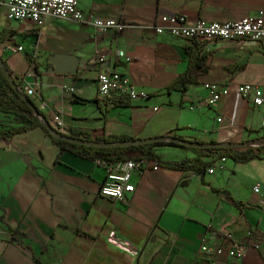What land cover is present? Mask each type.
Masks as SVG:
<instances>
[{"label": "crops", "instance_id": "crops-1", "mask_svg": "<svg viewBox=\"0 0 264 264\" xmlns=\"http://www.w3.org/2000/svg\"><path fill=\"white\" fill-rule=\"evenodd\" d=\"M77 4L85 15L129 27L119 33L100 31L52 16L38 27L12 22L0 8V30L17 31L10 40L26 47L22 53L8 52L7 64L27 88H34V104L41 108L46 103L41 109L62 132L134 139L175 134L223 144L264 137V109L235 92L238 85L247 84L264 90L261 45L243 39L198 41L207 56V71L181 94L166 89L186 71L193 40L152 29L161 15L185 16L190 22H235L264 8V0H77ZM36 44L46 53L38 61L39 74L29 60ZM55 53L78 57L77 73L49 72L47 59ZM102 54L113 71L128 76L138 90L149 94L148 99L100 105L96 56ZM205 83L222 84L230 91L208 107ZM19 124L17 117L0 113V130ZM10 143L0 140V264H264V198L251 190L264 184V154L245 163L226 158L223 168L211 174L207 169L197 174L160 168L133 175L134 193L112 201L99 195L104 170L92 160L61 151L44 129L14 135ZM166 150L180 156L160 157ZM156 152L161 160L195 157L191 150L181 152L175 146L157 147ZM24 154L31 156L30 164ZM210 232L232 233L245 249L244 257L238 261L204 257L198 250Z\"/></svg>", "mask_w": 264, "mask_h": 264}, {"label": "built area", "instance_id": "built-area-1", "mask_svg": "<svg viewBox=\"0 0 264 264\" xmlns=\"http://www.w3.org/2000/svg\"><path fill=\"white\" fill-rule=\"evenodd\" d=\"M6 9V16L12 22H32L34 26L42 27L48 17L70 19L71 0H0V8ZM81 22L89 24L100 31L114 30L119 33L129 27L126 24L116 22L114 19H100L93 14L85 15L80 10ZM156 34L168 33L185 40L200 41L205 39L223 40L226 42L243 39L257 42L264 49V8L259 9L254 15L241 18L235 22H210L197 20L190 22L185 16L161 15L158 23L152 27ZM26 47L22 44L6 39L2 42L4 53H22ZM40 48L36 44L32 47L29 56L38 63ZM116 56H120L117 53ZM99 69L96 71L97 100L102 106L128 100L129 102L140 99H148L149 94L138 90L128 76L113 71L108 66L105 54L96 56ZM207 91L205 104L214 106L222 97H226L229 88L222 84L205 83ZM26 92L32 96L34 88L26 87ZM242 99L249 100L256 108L264 109V90L252 85H238L236 91ZM46 103L41 105L42 109ZM157 109V107H155ZM264 124V113L262 114ZM55 124V123H54ZM60 128L59 125L55 124ZM226 158L221 156L214 159L213 164L206 170L211 174L217 169L223 168ZM105 172V179L99 187V195L112 201L126 200L134 193L135 185L132 182L133 175H143L147 171H155L161 167L154 160H123L110 164L106 161H95ZM252 192L264 198V184L257 183L251 188ZM232 233L210 232L203 237L198 252L207 259H220L228 261L241 260L245 255V249L232 237ZM219 240L222 244H220ZM228 245H224V242Z\"/></svg>", "mask_w": 264, "mask_h": 264}, {"label": "trees", "instance_id": "trees-1", "mask_svg": "<svg viewBox=\"0 0 264 264\" xmlns=\"http://www.w3.org/2000/svg\"><path fill=\"white\" fill-rule=\"evenodd\" d=\"M18 32L10 28L0 30V41L11 39ZM3 53L1 57L6 61ZM189 58L187 60V69L176 77L167 87V91H177L183 94L192 83H196L197 77L207 71L205 65V58L207 56L201 53V48L198 41L192 42L189 47ZM31 66L37 74L40 73L41 68L39 63H35L32 58L29 59ZM7 62V61H6ZM11 71V70H10ZM18 84L17 89L13 87L9 79L5 76L0 65V113L8 114L9 116L17 117L19 125L8 129L0 130V140H4L7 146H10V139L19 133L28 132L36 127L42 128L50 135L51 139L58 146L61 151H70L71 154L77 155L80 158L92 161H106L113 164L117 161L136 160L143 158L144 160H154L161 168L174 169V171L190 170L197 174H202L204 170L208 169L218 157L231 158L239 163H245L253 158L257 159L264 154V137L244 140L242 142H228L225 143L227 147L220 148H191L186 146L185 142L191 144H202L204 142L196 140H185L181 136L175 134H166L164 136H157L147 139H134L127 136H111L106 137H92L88 133L73 132L69 137L75 138L83 143L79 144L71 142L62 138L68 135L61 131L56 126L49 116L37 105L33 107L31 103L33 100L26 92L27 85L18 76H15ZM32 101V102H31ZM122 105L124 102L120 101L114 105ZM174 139V140H173ZM215 143V142H211ZM240 144L242 146H240ZM162 146H175L176 148L191 149L194 152V158H186L180 161L175 160H161L157 155L156 148ZM203 158H207L203 160ZM232 199V198H230Z\"/></svg>", "mask_w": 264, "mask_h": 264}, {"label": "water", "instance_id": "water-1", "mask_svg": "<svg viewBox=\"0 0 264 264\" xmlns=\"http://www.w3.org/2000/svg\"><path fill=\"white\" fill-rule=\"evenodd\" d=\"M47 60L50 63V68H49L50 71L49 72L56 73L59 76L73 74V73L75 75L77 73V70L79 69V64H80L79 58L76 56H73L71 54L55 53L53 55H50ZM0 65L2 67V71L5 74V76L9 79V81L13 85V87L15 89H17L18 84L16 82V79L12 75V73L10 71L11 69L9 68L7 62L1 57V54H0ZM31 105L33 107H35L34 102H32ZM62 138L69 140V141L72 140L71 142H75V143H79V144H89V143L80 142L79 140H77L75 138L69 137V134L62 136ZM183 144H185L186 146H191V148L200 147V148H207V149L220 148V147H227L228 146V145L223 144V143H207V142H204V143L198 144V145L191 144L190 142H185ZM240 146H242V145L240 144ZM23 158L27 164L31 163V156L30 155L24 154Z\"/></svg>", "mask_w": 264, "mask_h": 264}, {"label": "rangeland", "instance_id": "rangeland-1", "mask_svg": "<svg viewBox=\"0 0 264 264\" xmlns=\"http://www.w3.org/2000/svg\"><path fill=\"white\" fill-rule=\"evenodd\" d=\"M3 53L4 52L2 50H0V54H3ZM7 54H8V52L6 54H4V57H7ZM45 55H46V53H44V52L41 51L39 57H42L43 58V56H45ZM178 150H180L181 152H189L191 149L178 148ZM159 155L162 158H172V157H175L176 158V157H179L180 156V152L175 151V150H169V151L166 150L163 153H159Z\"/></svg>", "mask_w": 264, "mask_h": 264}, {"label": "bare ground", "instance_id": "bare-ground-1", "mask_svg": "<svg viewBox=\"0 0 264 264\" xmlns=\"http://www.w3.org/2000/svg\"><path fill=\"white\" fill-rule=\"evenodd\" d=\"M77 6V0H71L70 19L73 21H81L80 10Z\"/></svg>", "mask_w": 264, "mask_h": 264}]
</instances>
